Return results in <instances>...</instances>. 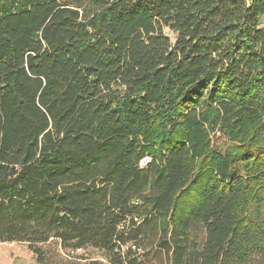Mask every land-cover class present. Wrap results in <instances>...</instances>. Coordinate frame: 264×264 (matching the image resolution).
I'll list each match as a JSON object with an SVG mask.
<instances>
[{
  "label": "trees",
  "instance_id": "16d2710c",
  "mask_svg": "<svg viewBox=\"0 0 264 264\" xmlns=\"http://www.w3.org/2000/svg\"><path fill=\"white\" fill-rule=\"evenodd\" d=\"M263 19L264 0H0V242L264 264Z\"/></svg>",
  "mask_w": 264,
  "mask_h": 264
},
{
  "label": "rangeland",
  "instance_id": "374dc122",
  "mask_svg": "<svg viewBox=\"0 0 264 264\" xmlns=\"http://www.w3.org/2000/svg\"><path fill=\"white\" fill-rule=\"evenodd\" d=\"M262 25L264 26V19ZM166 34L174 38V34L169 30H166ZM84 252V250L79 251V253ZM0 264H38V262L34 254L28 249L27 244L19 242H0Z\"/></svg>",
  "mask_w": 264,
  "mask_h": 264
}]
</instances>
